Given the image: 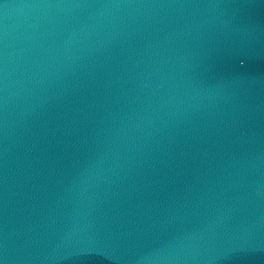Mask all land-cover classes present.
Here are the masks:
<instances>
[{
    "label": "water",
    "instance_id": "obj_1",
    "mask_svg": "<svg viewBox=\"0 0 264 264\" xmlns=\"http://www.w3.org/2000/svg\"><path fill=\"white\" fill-rule=\"evenodd\" d=\"M186 264H264V182Z\"/></svg>",
    "mask_w": 264,
    "mask_h": 264
}]
</instances>
